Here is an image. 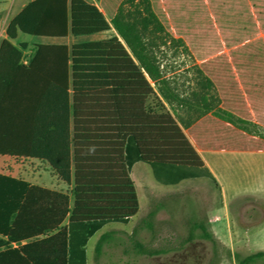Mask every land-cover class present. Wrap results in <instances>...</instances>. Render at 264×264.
Segmentation results:
<instances>
[{
  "label": "trees",
  "instance_id": "obj_1",
  "mask_svg": "<svg viewBox=\"0 0 264 264\" xmlns=\"http://www.w3.org/2000/svg\"><path fill=\"white\" fill-rule=\"evenodd\" d=\"M99 2L100 7L86 0H33L8 23L6 39L0 43V155L39 158L72 186L73 206L71 211L65 209L70 218L63 264H86L88 239L105 224H126L138 212L129 176L135 162L148 163L154 178L163 184L212 178L170 113L147 116L146 101L153 93L148 80L157 85L160 98L177 116L172 105L177 96L154 54L159 34H165L164 14L156 5L154 11L146 0L142 8L135 0ZM245 24L235 21L232 28L237 32L254 26L251 21ZM110 30L115 35L103 40L71 46L38 44L26 64L21 62V50L27 45L13 43L20 34L63 39ZM234 63L237 69L245 70L240 79L244 85L247 80L264 77L258 72L264 64ZM213 73L211 76L218 78ZM232 95L238 104L237 92ZM179 102L181 107L190 105L186 99ZM232 108L247 115L242 107ZM209 111L205 108L197 119ZM144 118L152 120L146 133H152L153 140H161L162 145H141L144 127L149 125ZM180 124L188 128L190 123L181 120ZM231 143L235 149L264 150V139L235 131ZM35 190L22 180L0 175V234L8 236V241L0 239V264H37L9 243L14 240L12 229L31 212ZM152 218L149 213L144 220L151 231ZM194 226L202 239L216 246L203 223ZM191 239L189 234L187 240ZM108 240L107 234L99 238L95 261ZM133 248L136 254L148 257L163 253L140 241H134ZM263 260L264 252H257L238 264H260Z\"/></svg>",
  "mask_w": 264,
  "mask_h": 264
},
{
  "label": "rangeland",
  "instance_id": "obj_2",
  "mask_svg": "<svg viewBox=\"0 0 264 264\" xmlns=\"http://www.w3.org/2000/svg\"><path fill=\"white\" fill-rule=\"evenodd\" d=\"M14 1L4 0L7 13L11 12ZM146 1L152 6L156 5L166 18V21H162L165 34H159L161 39L157 41L154 54L171 92L178 99L172 104L177 111V116L173 114L174 119L179 123L181 120L192 123L207 108L244 135L264 139V128L257 124L255 117H245L240 112H236L239 114L236 116L224 109L225 105L229 109L241 107L239 103L244 97L238 94L236 104L231 99L233 93L224 98L223 91L226 83L240 80L245 72L237 69L234 61L264 64V0ZM135 4L142 8L145 0H135ZM153 9L156 11L154 6ZM239 20L243 25L251 21L254 26L248 30L241 27L235 32L232 27ZM0 34H3L2 28ZM114 35V30L96 36H69L63 39L20 34L14 44L27 45L26 49L21 50V62L27 63L38 44L71 46L73 43L103 40ZM263 68L258 70L261 75H264ZM213 72L218 74V78L211 76ZM236 88L241 90L240 86ZM152 89L154 94H150L146 101L149 111L154 115L170 113L172 110L160 98L157 85L153 83ZM179 99H186L190 105L181 107ZM224 99L228 100V104L223 107L220 104ZM251 159L263 161L264 157ZM227 165L230 172H227L228 181L224 182L225 194L222 195L207 179L188 182L199 183L200 190L196 192L192 190V185L155 188L152 205L162 207L163 211L157 216L160 224L155 225L153 232L137 231L131 238L120 232L117 241L104 248L100 264H238L244 257L242 252L233 257L224 248L213 246L210 241L200 237V231L194 225L204 224L205 215L208 218L218 217L211 228H221L228 248L230 239L234 243L245 241L247 247L243 249L248 254L263 246L264 177L242 180L239 161L233 159ZM148 181H152L154 187L159 185L151 172L147 175V184ZM137 184L143 212L141 185L139 182ZM120 227L130 229L129 226ZM189 234L192 235L190 241L187 240ZM96 241L97 237H94L87 245L88 264L92 262ZM134 241H140L149 249L162 250L163 253L154 257L138 255L133 248ZM260 264H264V260Z\"/></svg>",
  "mask_w": 264,
  "mask_h": 264
},
{
  "label": "crops",
  "instance_id": "obj_3",
  "mask_svg": "<svg viewBox=\"0 0 264 264\" xmlns=\"http://www.w3.org/2000/svg\"><path fill=\"white\" fill-rule=\"evenodd\" d=\"M31 1L33 0H15L11 12L7 13L5 8L7 3L4 2V0H0V28L3 29V34H0V43L6 39L5 31L8 23ZM95 1L96 2L92 3L97 7H100L99 0ZM110 31H108V33ZM101 34L103 33L98 35ZM148 82L152 87L153 82L150 80H148ZM233 83L236 84V86H240L241 90L239 88L232 89ZM233 83H226V85H224V98H227L228 96L230 97L233 91H236L237 94L242 96V98L244 97L243 101L240 102V106L242 107V110H245L247 113L245 117H255L257 124L264 128V77L247 80L245 81V85L241 80H237L236 82L233 81ZM229 86L231 87L229 88ZM225 104H228L226 99L221 102L220 106L224 107ZM224 109H226L231 114L239 116V114H236L233 109L227 108L226 105ZM147 114V116L151 118L154 113L149 111ZM170 115L174 118L172 112H170ZM175 121H177L176 118ZM144 122L145 125L147 123L149 125L144 127L145 133L143 141H141V145H162L163 142L161 140H153L152 133H146V130H151L150 124L152 123V120H147L144 118ZM177 125L179 126L188 144L191 145L196 155L202 162V168L206 169L212 178L205 176L198 178H188L175 184H162L155 179L159 185L154 187L152 181H148V184L146 182L147 175L150 172L153 175L150 165L142 161L135 162L130 168L129 176L133 183L138 200V212L133 217H131L126 224L107 223L98 231H96L88 239L85 245L86 264H88L87 245L94 237H97V244L99 238L102 235H109V240L103 245L101 254L102 256L104 248L117 241V237L120 232L127 234L131 238L133 233H137V231H154L155 225L159 223L157 216L163 211L161 205H152L154 189L158 188L159 186L175 187L180 185H192V190L196 192L200 190L198 186L199 183L193 184L188 182H192L193 180L207 179L219 189L220 195L225 194L224 182L226 183L228 181L227 172H230V170H228L229 167H227V162L232 161L233 159L239 161V176L242 180H254L258 177H264V160L256 161L251 159L252 157H264V150L235 149L230 147L229 145H232L231 136H233V131L238 133L242 132H239L226 121H223L221 118L213 115L211 111L207 112L204 116L200 117L196 121L190 123L188 128L182 127L178 121ZM249 138L261 139L255 137ZM9 157L10 156L0 155V175L22 180L36 189L32 197L31 212L23 217L11 231L14 240L9 242L10 248L19 249L21 251L23 250L22 254L37 264H63L65 257L64 253L67 248V226L70 218V212L66 213L65 209L71 211L73 206V197L71 192L72 186L68 185L56 174H54L47 162L44 163V170L38 175H27L21 178L8 175L6 172H4V170H2V168L4 167V162L7 161ZM138 182L139 185H141V192L144 200L143 212L140 204V194L137 184ZM205 186L208 187L207 185ZM47 192L48 195L45 194ZM149 213L153 214V218L151 221H149V223L153 226V231H151L147 227L146 222H144ZM217 220L218 217L208 218L207 215H205L204 226L214 236L217 247L224 248L227 250V252L231 253L233 257L239 254V252H242L244 257L241 259L257 252H264L263 245L255 252L248 254L243 249L247 247V243L243 240L234 243L232 239H230V247L228 248L227 243H225L223 240L224 238L223 234L221 233V228H211V225ZM120 226H129L130 229L126 230L124 227ZM7 237L8 236L6 235L3 236L0 234V239L3 241H8ZM3 250L4 248H1V251ZM101 256L97 259V261H95L93 255L91 264H100Z\"/></svg>",
  "mask_w": 264,
  "mask_h": 264
},
{
  "label": "built area",
  "instance_id": "obj_4",
  "mask_svg": "<svg viewBox=\"0 0 264 264\" xmlns=\"http://www.w3.org/2000/svg\"><path fill=\"white\" fill-rule=\"evenodd\" d=\"M44 163L45 161L39 158L10 156L9 159L4 162L2 170L8 175L21 178L27 175H38L44 170Z\"/></svg>",
  "mask_w": 264,
  "mask_h": 264
}]
</instances>
